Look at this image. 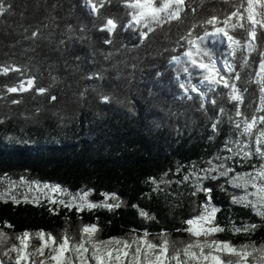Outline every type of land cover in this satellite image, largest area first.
I'll return each mask as SVG.
<instances>
[{"label": "trees", "instance_id": "obj_1", "mask_svg": "<svg viewBox=\"0 0 264 264\" xmlns=\"http://www.w3.org/2000/svg\"><path fill=\"white\" fill-rule=\"evenodd\" d=\"M8 2L14 7L11 13L0 15V63L28 64L38 76V85L47 87L52 83L48 65L55 62L53 74L59 79L50 90L57 96L55 102L49 96L35 93H12L6 99L0 98V119L5 121L0 123V179L7 174L10 179L19 180L23 175L28 180L59 184L71 193L89 191L92 202L102 201L103 193H115L123 203L114 211L97 208L77 213L75 208L51 212L45 199L39 204L20 199L18 204L10 199L0 200V230L12 236L26 230L32 233L44 230L59 239L67 229L68 235L78 240L82 224L98 223V239L142 235L145 229L150 236L167 231L173 240L187 239L188 234L177 229L185 228L183 221L200 214L208 197L203 192L191 195V181L179 185L175 181L188 174L193 163L197 168H204L206 161L214 156L228 155L225 141L235 137L226 119L213 136L212 121L197 110L198 98L177 99L181 90L175 80V69L169 67V59L183 51L172 49L191 18L180 28L175 24L170 28L164 25L140 45L138 34L131 29L120 28L112 35L100 31L107 17H113L120 24L127 23L129 17L122 0H111L101 9L99 18L89 14L84 0ZM53 4L57 5L55 9ZM212 9L218 14L231 10L217 0H205L196 19L210 16ZM50 12L57 17L59 25L52 42H38L35 52L24 53V49L33 47L23 38L24 27L42 26ZM69 24L74 29L73 39L59 45L68 36L66 25ZM236 35L244 39L242 31ZM79 36L85 39H76ZM106 39L112 43L105 44ZM257 44L258 51H264V39H258ZM166 48L168 51H164ZM109 52L114 55L105 60ZM29 57L34 59L29 62ZM258 62V53H254L247 69L237 67V71H243V80L249 78ZM76 66L78 70L73 71ZM105 68L108 72L103 81L83 78ZM117 74L119 79L115 78ZM18 78L15 73L0 76V94L5 85L15 84ZM247 88L242 111L251 116L259 105V91L254 82ZM85 89V96L81 98L79 93ZM101 92L111 94L112 102L102 103L98 96ZM13 99H22V103L11 104ZM221 105L233 110L226 98L218 99L215 111L207 105L208 115L215 116ZM169 110L178 115L170 117ZM210 136H213L211 140ZM260 163L263 161L258 158L243 165L228 161L237 171H249L253 169L251 165L258 167ZM165 173V179L173 181L167 188L169 195L153 192L154 185L149 178L159 181ZM203 185L212 189L211 204L218 209L216 223L226 229L219 233L221 239L236 244H264V218L248 207L233 204L224 179H206ZM140 209L153 219L142 218ZM5 222L12 227L5 226ZM233 224L258 227L248 235L233 234Z\"/></svg>", "mask_w": 264, "mask_h": 264}, {"label": "snow or ice", "instance_id": "obj_2", "mask_svg": "<svg viewBox=\"0 0 264 264\" xmlns=\"http://www.w3.org/2000/svg\"><path fill=\"white\" fill-rule=\"evenodd\" d=\"M217 2L228 6L231 10H224L218 14L216 9H212L210 16L196 19V14L202 10L205 0H199L198 3L197 0H122L129 17L127 23L120 24L113 17H107L100 27V31H106L109 35L116 33L120 28L125 31L131 29L138 34L140 45H143L151 38L150 34L154 35L158 29H163L164 25L170 28L175 24L180 28L191 18L185 30L178 35L175 41L176 47L172 49L173 52L177 48H182L183 51L172 55L169 59V67L175 69V80L181 90V95L177 99L198 98L200 103L197 110L212 121L213 136L218 133L226 119L235 137L225 141V151L228 155L214 156L206 161L207 167L204 168H197L193 163L191 171L182 179L175 181L178 185L191 181V195L195 196L203 192L208 197L202 205L200 214L183 221L182 223L187 225L185 228L177 229L186 232L190 237L189 241L187 243L171 241L167 231H162L157 234L159 243H156L149 238L151 234L146 229L142 235H133L130 240L122 237L98 239L97 235L100 231L98 223H87L80 227L78 240L69 236L67 229L59 239L51 233L39 230L36 238L40 241V247L36 251H30L32 234L26 230L17 236L18 243L12 244L11 248L0 253L8 257L9 264H30V262L36 264L33 258L37 252L42 257L39 264H264V244L257 246L255 242H250L237 246L231 241L214 238L217 233L226 229L216 223L218 209L211 205L212 189L203 185L206 179H216L218 176L228 178L229 184L245 193L241 196H233L232 203L248 207L255 215L264 218V163H260L258 167L251 165L253 171L243 173L235 172L228 164L229 160L234 163L239 162L241 165L250 163L253 158L264 161V51H258L257 44L258 39H264V0H217ZM109 3L111 0H84V6L89 9V14L97 18L101 9ZM13 7L8 0H0V15L11 13ZM56 7V4L52 5L53 9ZM45 20L42 26L24 27L23 38L33 45L24 49V53L35 52L36 47L39 46L38 42H52L55 29L59 27L57 17L50 12ZM66 29L68 36L66 39H61L59 45H66L73 39V26L66 25ZM84 30V26L81 25L80 31ZM238 31L244 33L243 40L237 37ZM76 39L83 41L85 37L79 36ZM104 43L111 44L112 40L106 39ZM254 53H258L259 56L258 66L253 68V73H249L247 80H243V71H237V67L241 70L247 69L250 66V57ZM113 55L114 53L109 52L104 58L110 60ZM33 59L34 57H29V62ZM76 59L79 60L80 57ZM65 66H68L67 61ZM132 67L136 68V65ZM36 68L39 72V67ZM54 68L55 62L48 65L52 83L45 87L38 85V76L31 72L28 64L0 63V76L7 77L9 73H15L19 77L15 84L4 86L0 98L6 99L7 94L12 93H35L49 96L50 101L55 102L57 96L51 94L50 90L59 77L53 74ZM76 70L78 66L73 68V71ZM107 72L108 69L105 68L83 78L103 81ZM115 78L119 79V74ZM194 80L196 82H193ZM242 80L245 85L243 88L240 86ZM253 82L259 91V105L253 114L248 116L242 111V106L245 103V94L248 92L247 85ZM86 91L87 89L79 93L81 98L85 96ZM210 94L211 99H209ZM98 96L102 103H111L113 99L111 94L102 92L98 93ZM225 98L232 104L233 110L221 105L215 116L208 115L207 105L210 104L215 111L218 99ZM20 103L22 99L11 101L14 105ZM36 111L39 112L40 109ZM129 111L132 109L129 108ZM168 115L175 117L178 114L169 110ZM4 122L0 119V123ZM213 136L209 139L211 140ZM180 170L178 166L177 173ZM166 176L167 173L159 181L149 178L154 185L153 192L169 195L167 188L173 181L165 179ZM3 179L7 180V188L0 191V200L5 202L10 199L13 203H20L13 192L17 187H25L27 189L24 193L25 202L28 200V193L33 192L36 193L32 197L33 203L39 204L40 197L43 196L48 203L61 205L69 210L75 208L77 213L84 209L97 208L114 211L123 203L115 193H103L102 201L92 202L88 199L89 191L81 190V193L73 194L59 184L28 180L23 175L19 180H13L5 174ZM161 185L164 187L161 188ZM139 215L146 220L153 219L143 209H140ZM5 226L12 227L7 222ZM257 227L256 224H245L241 227L233 224L231 231L233 234L248 235ZM7 239V234L0 230V246H3ZM46 249L47 254H45ZM11 252L16 253L14 260L10 255ZM0 264H4L2 258Z\"/></svg>", "mask_w": 264, "mask_h": 264}, {"label": "rangeland", "instance_id": "obj_3", "mask_svg": "<svg viewBox=\"0 0 264 264\" xmlns=\"http://www.w3.org/2000/svg\"><path fill=\"white\" fill-rule=\"evenodd\" d=\"M263 163H264V161H263ZM235 170V172H240V173H243V172H251V171H253V169H251V170H249V171H237L236 169H234ZM232 174H235V173H232ZM217 178H221V179H224L225 180V183H226V186H227V191L229 192V193H231V195H232V197L233 196H241V195H244L245 193L242 191V190H240V189H236V188H234L231 184H229L228 183V178H226V177H217ZM216 178V179H217ZM7 188V180H5V179H0V191H4L5 189ZM27 191V189L25 188V187H17L15 190H14V192H13V194L14 195H16L17 196V198L18 199H20L21 201H25L24 200V193ZM73 194H78V192L77 193H73ZM34 195H36V193H33V192H29L28 193V202H32V197L34 196ZM68 197H65V199H67ZM41 199H45L43 196H41L40 197V200ZM88 199H89V196H88ZM211 205H213V204H211ZM214 206V205H213ZM31 234H32V239H31V241H30V248H29V250L30 251H36L39 247H40V241H39V239L38 238H36V233L37 232H30ZM7 234V233H6ZM133 235H138V234H130V235H127V236H124V237H122V238H127V239H131L132 238V236ZM7 236H8V239H7V241L5 242V244L3 245V246H0V253H2L3 251H5V250H7V249H9V248H11V246H12V244H14V243H18V241H17V236H12V235H10V234H7ZM189 236V235H188ZM150 239H152L153 240V242H156V243H159V237L158 236H150L149 237ZM168 238L171 240V241H183L184 243H187L188 241H189V239H190V237H188L187 239H177V240H173L170 236H168ZM214 238H216V239H220V240H223V239H221V237H219V233H217L216 235H215V237ZM234 245H237V246H239V245H241V244H236V243H234V242H232ZM179 246H183V245H179ZM257 246H259V245H257ZM45 254H47V249L45 250ZM10 255L12 256V258H13V260H14V258H15V255H16V253L15 252H11L10 253ZM0 258H2L3 260H4V264H9V261H8V257H4V256H2V255H0ZM42 259V257L39 255V253L37 252V255L33 258V260L36 262V264H39V261ZM30 264H31V262H30Z\"/></svg>", "mask_w": 264, "mask_h": 264}, {"label": "built area", "instance_id": "obj_4", "mask_svg": "<svg viewBox=\"0 0 264 264\" xmlns=\"http://www.w3.org/2000/svg\"><path fill=\"white\" fill-rule=\"evenodd\" d=\"M46 204L48 205V208L50 209L51 212H55L58 209H62V210L66 209L65 207L61 205H53V204L48 203L47 201H46Z\"/></svg>", "mask_w": 264, "mask_h": 264}]
</instances>
